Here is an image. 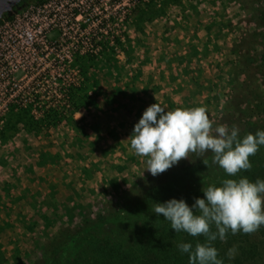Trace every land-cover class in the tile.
Returning a JSON list of instances; mask_svg holds the SVG:
<instances>
[{"label":"rangeland","instance_id":"374dc122","mask_svg":"<svg viewBox=\"0 0 264 264\" xmlns=\"http://www.w3.org/2000/svg\"><path fill=\"white\" fill-rule=\"evenodd\" d=\"M196 15L248 21V27L231 25L238 36L230 34L215 46L230 68L215 91L202 93L197 81L199 96L192 100L191 89H169L167 106L157 99L143 100L140 109L130 104L136 96L132 81L141 75L132 68L130 55L135 44L147 48L145 41L128 40L129 22L127 37L118 44L120 56L76 59L86 81L76 91L77 100H26L25 107L17 100L7 111L0 100V192L5 186L18 197L1 202L0 264H152L154 259L160 262L156 253L173 258L177 244L195 247L205 238L172 231L170 222L154 214L156 203L183 198L191 206L195 198H203L202 188L220 186L225 179L264 180V146L249 157L251 169L236 176L213 164L208 152L190 153L155 177L145 170L147 157L136 156L130 147L134 125L154 103L169 111L204 107L213 129L235 125L240 137L264 130V0H148L130 21ZM156 43L147 49L151 54L171 48L166 37ZM200 95L210 97L203 100ZM7 179L12 181L6 185ZM150 179L160 182L147 186ZM214 246L234 247L239 264H264V226L250 234L229 232ZM249 249L250 256L243 254Z\"/></svg>","mask_w":264,"mask_h":264},{"label":"clouds","instance_id":"9594fccd","mask_svg":"<svg viewBox=\"0 0 264 264\" xmlns=\"http://www.w3.org/2000/svg\"><path fill=\"white\" fill-rule=\"evenodd\" d=\"M239 131L235 125L213 129L204 107L169 111L154 103L134 125L130 147L136 156L147 157L145 170L154 177L188 158L190 153L208 152L212 153L213 164L226 175L236 176L251 169L249 157L264 146V130L243 137ZM202 192L203 198H195L191 206L183 198H172L156 203L153 212L170 222L172 231L205 238L195 247L184 242L176 245L182 254L188 255L189 264H224L214 246L217 239L225 241L229 232L250 234L264 226V180L225 179L220 186L209 185ZM235 253L233 247L226 255L233 259Z\"/></svg>","mask_w":264,"mask_h":264},{"label":"built area","instance_id":"2783aa9c","mask_svg":"<svg viewBox=\"0 0 264 264\" xmlns=\"http://www.w3.org/2000/svg\"><path fill=\"white\" fill-rule=\"evenodd\" d=\"M147 1L46 0L2 18L3 111L17 100L24 107L26 100H77L76 91L86 81L76 61L109 53L120 56L118 44L127 37L132 13Z\"/></svg>","mask_w":264,"mask_h":264},{"label":"crops","instance_id":"0c3cea01","mask_svg":"<svg viewBox=\"0 0 264 264\" xmlns=\"http://www.w3.org/2000/svg\"><path fill=\"white\" fill-rule=\"evenodd\" d=\"M212 5L215 6L216 4L212 3ZM235 19L226 16L223 18L200 15L185 16L178 19L160 17L136 19L134 17L130 21L132 26H130V32L128 33V40L134 42L145 41L144 47L148 49L149 46L156 47V42L162 40V37H166L171 42V48L168 52L153 50L151 54L147 49L143 51L136 48L135 44L134 50L132 53L130 52V60L134 71L136 69L141 75L132 81L131 91H135L136 96L130 98V104L140 109L143 100L147 102V100L157 99L161 100L160 103L164 100L163 102L167 106L169 89H176L177 92H179V89H191L188 100L199 96L196 93L199 88L215 91L223 83L222 75L230 71V68H227V62H225V56L221 55V51H215V46L220 41L229 39L230 34H234L235 37L238 36L237 27H231V25H240L241 27L244 23L248 27L247 20L244 19L246 21L244 22L243 18L234 21ZM166 24L170 27L165 28ZM141 28L142 30H139ZM183 81L187 84H184ZM197 81L200 82L202 87L195 86ZM209 95H200L202 97L200 99L206 100L210 97ZM175 98L178 100L179 96ZM186 98L184 97V99ZM170 100L174 99L171 98ZM178 108L181 107L178 106ZM3 167L9 168L6 163ZM6 181H10L5 182L7 185L12 180L7 179ZM11 185H13V182ZM1 189L0 215L2 209H4L2 201L18 200V197L15 196L17 193L14 190H11V192L4 190L5 186Z\"/></svg>","mask_w":264,"mask_h":264},{"label":"trees","instance_id":"16d2710c","mask_svg":"<svg viewBox=\"0 0 264 264\" xmlns=\"http://www.w3.org/2000/svg\"><path fill=\"white\" fill-rule=\"evenodd\" d=\"M26 2V6L27 7H29V6H31V5H34V4H39V3H43L44 1H46V0H23V2ZM21 5V4H20ZM3 18L4 19H10V17H8V15H6V14H4L3 15ZM48 125H50V124H48ZM168 170H166L165 172H167ZM164 172V173H165ZM160 179H158V180H154V179H150L147 183H146V185L147 186H149V185H151V184H156L157 182H160L159 181ZM144 189H146V188H144ZM56 240L57 239H55V240H53V241H51L49 244H48V246L45 248V250H44V254L45 255H47V253H48V248L49 247H51V246H53L55 243H56ZM217 249H218V258H222L223 260H224V264H239V263H237L234 259H237L238 257H239V255L237 254L238 252L236 251V253H235V256L236 255H238V256H234V258L233 259H231V261H228V257H227V252H228V250L230 249V248H220V247H217V246H215ZM155 250L157 251V252H159V250L157 249V248H155ZM246 254V255H248V256H250L252 253H253V251L251 250V249H249V250H245L244 252H243V254ZM186 255L187 254H182L180 251H178L177 253H175L174 255H173V258H171L172 256H170L169 258L168 257H166V256H160V255H158V253H156L155 254V257L156 258H159L160 260V262H156L155 261V259L153 260L154 261V263H152V264H179V263H174V261H175V258H177L178 260H182V259H184L186 262L185 263H183V264H189V259H187L186 258ZM152 261V262H153ZM258 264H261V263H259L258 262Z\"/></svg>","mask_w":264,"mask_h":264},{"label":"water","instance_id":"95a60500","mask_svg":"<svg viewBox=\"0 0 264 264\" xmlns=\"http://www.w3.org/2000/svg\"><path fill=\"white\" fill-rule=\"evenodd\" d=\"M23 0H0V20L3 15L13 16L15 12L26 8V5L20 6Z\"/></svg>","mask_w":264,"mask_h":264},{"label":"flooded vegetation","instance_id":"af4514ba","mask_svg":"<svg viewBox=\"0 0 264 264\" xmlns=\"http://www.w3.org/2000/svg\"><path fill=\"white\" fill-rule=\"evenodd\" d=\"M21 4H22V5H26V2L24 1V2H22Z\"/></svg>","mask_w":264,"mask_h":264}]
</instances>
